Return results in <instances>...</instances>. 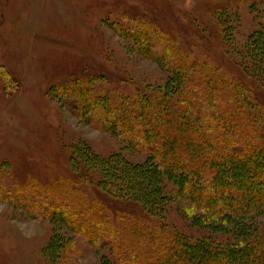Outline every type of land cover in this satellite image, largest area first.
<instances>
[{"label": "trees", "instance_id": "16d2710c", "mask_svg": "<svg viewBox=\"0 0 264 264\" xmlns=\"http://www.w3.org/2000/svg\"><path fill=\"white\" fill-rule=\"evenodd\" d=\"M128 20L131 26L114 28L169 68L164 89L137 87L113 103L92 91L104 75L86 69L55 86L60 104L79 120L112 132L146 159L75 151L82 159L73 153L68 168L80 181L63 174L34 178L20 184L16 200L34 216L63 221L89 243L109 242L124 264H264V223L251 218L264 210V105L257 83L211 67L151 19ZM256 57L264 64V53ZM94 167L101 196L90 198L79 184L92 181L87 169ZM175 199L188 200L197 224H231L234 238L217 242L178 230L164 216L165 202Z\"/></svg>", "mask_w": 264, "mask_h": 264}, {"label": "rangeland", "instance_id": "374dc122", "mask_svg": "<svg viewBox=\"0 0 264 264\" xmlns=\"http://www.w3.org/2000/svg\"><path fill=\"white\" fill-rule=\"evenodd\" d=\"M135 15L153 20L211 67L234 79L252 78L264 105V64L256 57L264 44L254 37L264 38V0H0V264H124L109 242L89 243L52 215L30 214L16 195L34 178L63 174L80 181L68 168L75 151L146 159L112 132L79 120L60 104L55 86L86 69L104 75L92 91L113 103L137 87L164 89L169 68L114 28L131 26ZM87 170L92 181L79 186L90 198L101 196L95 187L100 170ZM187 207L188 200L165 202L166 221L195 238H234L231 224H197ZM252 217L264 223V210Z\"/></svg>", "mask_w": 264, "mask_h": 264}]
</instances>
